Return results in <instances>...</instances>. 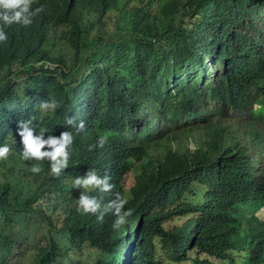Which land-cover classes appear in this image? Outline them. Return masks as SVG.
<instances>
[{
	"label": "trees",
	"instance_id": "obj_1",
	"mask_svg": "<svg viewBox=\"0 0 264 264\" xmlns=\"http://www.w3.org/2000/svg\"><path fill=\"white\" fill-rule=\"evenodd\" d=\"M31 6L41 8L32 23L4 26L0 42V143L10 147L0 159V264L26 246L15 218L29 214L49 238L26 264H160L158 253L169 264H264V0ZM49 96L60 107L41 115ZM29 116L46 136L73 133L59 176L47 160L33 173L20 158L18 121ZM90 169L113 184L87 193L101 219L74 203L84 189L72 178ZM116 192L129 210L118 226Z\"/></svg>",
	"mask_w": 264,
	"mask_h": 264
},
{
	"label": "clouds",
	"instance_id": "obj_2",
	"mask_svg": "<svg viewBox=\"0 0 264 264\" xmlns=\"http://www.w3.org/2000/svg\"><path fill=\"white\" fill-rule=\"evenodd\" d=\"M40 11V7L32 8L31 0H0V42H5L8 39L4 26L13 23L29 25L32 23V17ZM59 107L60 102L50 96L40 101L37 105V109L41 115L52 114ZM34 118L29 116L27 119L18 121L17 135L20 137V144L22 145L19 152L20 158L24 161L35 162L31 164V171L33 173H39L41 171L39 162L47 160L49 162L50 172L53 175L59 176L68 166L74 140L73 133L65 130L59 136L52 134L46 136L45 133L50 132V129L46 127H40L38 130L34 129L32 126ZM66 123L72 124L73 118H66ZM79 127L83 128L82 121ZM105 139L106 137L104 135H99L96 146L102 147ZM9 153V145L7 143H0V159H7ZM109 180L110 178L107 175L99 176L94 169H90L83 177L77 176L72 178V186L84 189L79 197L74 200L76 210L82 213H99L97 219H101L103 212H100V199L95 195H89L87 193L89 189H97L102 193L109 192L113 188V184ZM126 202V198L119 192L115 193V199L108 202L109 208L116 217L114 226L124 223L125 217L129 215V210L124 208ZM129 233L130 236H128ZM131 235V231L126 233L129 240L133 242ZM129 253L130 251H125V255Z\"/></svg>",
	"mask_w": 264,
	"mask_h": 264
},
{
	"label": "rangeland",
	"instance_id": "obj_3",
	"mask_svg": "<svg viewBox=\"0 0 264 264\" xmlns=\"http://www.w3.org/2000/svg\"><path fill=\"white\" fill-rule=\"evenodd\" d=\"M263 15H264V9H262ZM207 64L210 70L209 79L212 80L216 75V71L214 70V63L207 59ZM220 69H222V66L218 64ZM9 72L6 70L4 73V76H8ZM234 117L239 116V118L246 120V116L244 114L234 113ZM228 122V121H227ZM226 123V122H225ZM229 124V123H228ZM231 128L238 129L236 126H233L231 123ZM198 195H202V192L198 190ZM188 202L198 204L199 200L193 197H188ZM16 226L15 229L18 230V232H23L24 234L28 235V238L26 240V246H23L21 251L15 252L14 259H12L11 264H26L28 259L26 258L30 253H32V247L34 248L37 245H44L46 244V240L49 238V229L46 226V224L37 216L29 214V215H20L15 218ZM1 225H5L2 224ZM130 236V233L128 234ZM31 247V248H30ZM130 246L128 247V249ZM158 259L160 264H169L166 262V260H163L162 254L158 253Z\"/></svg>",
	"mask_w": 264,
	"mask_h": 264
},
{
	"label": "water",
	"instance_id": "obj_4",
	"mask_svg": "<svg viewBox=\"0 0 264 264\" xmlns=\"http://www.w3.org/2000/svg\"><path fill=\"white\" fill-rule=\"evenodd\" d=\"M140 226V225H139Z\"/></svg>",
	"mask_w": 264,
	"mask_h": 264
}]
</instances>
